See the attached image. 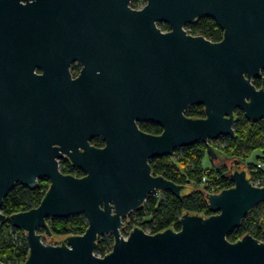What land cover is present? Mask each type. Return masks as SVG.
Masks as SVG:
<instances>
[{"label":"water","instance_id":"95a60500","mask_svg":"<svg viewBox=\"0 0 264 264\" xmlns=\"http://www.w3.org/2000/svg\"><path fill=\"white\" fill-rule=\"evenodd\" d=\"M145 1L134 9L131 0H0V224L17 183L50 182L36 208L9 216L25 232L23 264H264L263 241L227 238L264 203V186L253 185L246 165L221 162L211 145L235 135L237 110L253 123L264 118V87L252 82L264 85V0ZM203 17L222 29L220 41L187 33ZM74 62L82 67L76 78ZM194 105L204 117L185 115ZM95 137L105 145H92ZM200 141L216 166H230L233 182L206 195L213 214L186 212L178 230L136 226L123 235V219L148 195L185 192L155 176L149 161ZM61 159L84 175L62 173ZM81 214L84 234L52 238L47 219ZM106 234L114 244L99 257Z\"/></svg>","mask_w":264,"mask_h":264},{"label":"trees","instance_id":"16d2710c","mask_svg":"<svg viewBox=\"0 0 264 264\" xmlns=\"http://www.w3.org/2000/svg\"><path fill=\"white\" fill-rule=\"evenodd\" d=\"M144 4L143 0H132L131 5L139 8ZM163 31L170 30L168 24L159 23ZM192 35H200L218 42L223 37V31L210 17H203L195 24L186 26ZM253 84L257 88L264 87L261 78H254ZM185 115L191 118L204 117V108L201 105L190 106L186 109ZM237 120L233 126L235 135L233 137L222 136L224 145L219 147L211 142L213 148H220L224 156L234 162L237 160L247 166L251 181L258 182L264 186V170L262 164L249 162L248 159L255 151L264 152V118L253 123L246 119L241 110L236 111ZM141 130L158 135L162 133V127L153 122H140ZM96 146L102 141H92ZM221 145V144H218ZM208 156L206 144L197 142L194 145L181 147L174 151L171 156L157 157L151 159L150 165L155 176L161 175L179 185L185 187L181 199H178L170 192L151 193L147 196L143 208L131 212L123 219L124 226L121 229L123 235H127L134 227L139 226L150 233H156L168 228L178 230L179 219L186 213L210 216L213 212L208 207L206 195L208 193L220 192L233 186L229 179L228 167L225 165L204 167L203 161ZM209 157V156H208ZM257 160H263L262 155L256 156ZM247 162V164H246ZM60 170L64 174L77 177L84 175L83 171L73 166L67 159H61ZM203 178L212 181V186L203 184ZM49 180L41 178L33 188H28L17 183L4 198L1 211L6 215V220L0 224V262L3 264H23L28 255V247L23 229L13 227L9 216L36 208L43 199L49 187ZM51 230L52 238H63L69 235H82L85 233L88 222L85 215H76L68 218L47 219ZM43 241L48 242L49 237L45 236L43 230ZM264 242V203L256 206L242 221L241 225L227 235L231 242H235L246 234ZM114 237L111 234L102 235L98 239L96 254L105 256L113 247Z\"/></svg>","mask_w":264,"mask_h":264},{"label":"rangeland","instance_id":"374dc122","mask_svg":"<svg viewBox=\"0 0 264 264\" xmlns=\"http://www.w3.org/2000/svg\"><path fill=\"white\" fill-rule=\"evenodd\" d=\"M215 142V145L216 146H219V147H221V146H223L224 145V140H220V138L218 139V140H216V141H214ZM218 144H221V145H218ZM223 144V145H222ZM215 149V151H216V153H217V155H218V158H219V160L221 161V162H224L227 158L224 156V153L222 152V150L220 149V148H214ZM258 155H262L263 156V160L261 159V160H257V158H256V156H258ZM248 161L249 162H253V163H258V165H260V164H262V168H263V170H264V152L263 151H260V150H258V151H255L253 154H252V156L248 159ZM221 164H223V163H219V165L218 166H220ZM246 164H247V162H246ZM203 165H204V167H208V168H210V167H213L214 165H213V163H212V161H211V159L208 157V156H206L205 157V159H204V161H203ZM122 232V231H121ZM61 241H53V244H58V243H60Z\"/></svg>","mask_w":264,"mask_h":264},{"label":"flooded vegetation","instance_id":"af4514ba","mask_svg":"<svg viewBox=\"0 0 264 264\" xmlns=\"http://www.w3.org/2000/svg\"><path fill=\"white\" fill-rule=\"evenodd\" d=\"M143 1H144V4L141 5L139 8H134V7L131 5V3H130V6H131L132 8H134V9H140V8H142V7L145 5V3H146L145 0H143ZM131 2H132V0H131ZM81 69H82L81 64H80L79 62H74V63L71 65V67H70V72H71L72 77H73V78L78 77L79 74H80V72H81ZM138 125H139V123H138ZM139 128H140V127H139ZM140 129H141V128H140ZM142 131H143V130H142ZM144 132H145V131H144ZM146 133H147V132H146ZM95 139H97V140H99V141H102L103 143H101V145H99V146H96L95 144L92 143V141L95 140ZM91 144L94 145V146H96V147H103V146L105 145V142H104V140H103L102 137H95V138H93V139L91 140ZM212 163L215 165V161H213ZM221 165H225L226 167H228L225 163H223V164H221ZM231 165L234 166V167H239V166L242 167V166H244V164H242L241 162H237V164L233 165V162H232V161H231L230 166H231ZM230 166L228 167V169L230 168Z\"/></svg>","mask_w":264,"mask_h":264},{"label":"built area","instance_id":"2783aa9c","mask_svg":"<svg viewBox=\"0 0 264 264\" xmlns=\"http://www.w3.org/2000/svg\"><path fill=\"white\" fill-rule=\"evenodd\" d=\"M185 30L187 31V33H189V29L186 27L185 28ZM190 34V33H189ZM253 183V185H256V186H260L259 185V183L258 182H256V183H254V182H252ZM203 184H205V185H207V186H210V187H213L212 186V181H209L207 178H203ZM147 233H150V231H147V230H145ZM130 232V231H129ZM129 232H128V234H129ZM127 234V235H128ZM127 235H125V236H127ZM97 256H99V257H101L100 255H98V254H96Z\"/></svg>","mask_w":264,"mask_h":264}]
</instances>
